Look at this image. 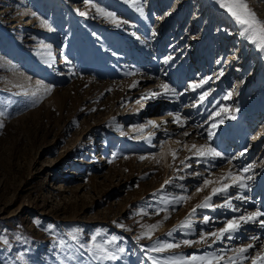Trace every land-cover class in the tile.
Wrapping results in <instances>:
<instances>
[{
  "label": "rangeland",
  "instance_id": "374dc122",
  "mask_svg": "<svg viewBox=\"0 0 264 264\" xmlns=\"http://www.w3.org/2000/svg\"><path fill=\"white\" fill-rule=\"evenodd\" d=\"M247 3L264 20V0ZM139 6L142 12L125 0H0V264H165L220 249L231 256L227 249L250 243L252 256L264 252L259 223L243 224L231 240L183 243L264 211V51L216 0ZM37 81L33 103L24 93L35 92ZM152 92L159 94L143 99ZM221 107L229 112L210 116ZM221 118L209 141L207 130ZM206 143L221 156L190 150ZM249 165L250 190L230 187L212 197L214 210L189 217L221 177ZM205 179L213 183L205 187ZM226 200L232 207L221 206ZM186 220L191 226L181 227ZM153 224L151 237L143 236ZM157 242L180 246L150 251ZM93 243L125 251L97 259Z\"/></svg>",
  "mask_w": 264,
  "mask_h": 264
},
{
  "label": "snow or ice",
  "instance_id": "6c2138e0",
  "mask_svg": "<svg viewBox=\"0 0 264 264\" xmlns=\"http://www.w3.org/2000/svg\"><path fill=\"white\" fill-rule=\"evenodd\" d=\"M85 2H88V0H85ZM131 2L133 6L136 7L137 11L142 12L143 8L139 6V0H125V3ZM220 8L224 9L228 12V14L238 23L242 26V32L241 35L245 36L248 40H250L253 44L256 45L257 48H259L261 51H264V20H261L257 17L256 13L252 11V9L248 6L247 0H216ZM97 11L102 14L103 16L110 18L113 20V22L119 23V21L116 18V14L114 12L107 11L103 8H97ZM80 15L84 16L86 13L81 12ZM35 15V13H33ZM47 25V22H44ZM126 23V21H125ZM49 30H52L49 28ZM48 49L51 48V45L46 46ZM49 56H51V52L49 51L47 53ZM171 59V57L166 58L167 60ZM65 60L67 62V58L65 57ZM219 63V61H218ZM51 66V65H49ZM223 74L222 72L220 73ZM208 79H211L209 77ZM207 80H201L199 84H193L190 85L191 88L195 89L197 87H201L204 83H206ZM43 85L42 81H37V90L35 92L24 93V95L28 96L30 95L33 98V103L38 101V92L40 90V87ZM161 88L164 89L165 93H172L175 95V90L170 89L168 84H162L160 85ZM45 92H50L51 88L48 86H44ZM159 93H149L146 94L143 99L149 98V96H156ZM208 95L207 92L203 93L200 97V100L203 101L204 98ZM231 96V93H228L224 99H228ZM238 110V109H237ZM229 109L227 107H221L219 111L210 114V116H220L221 113H228ZM5 112L0 111V116H4ZM169 115H172V113H169ZM230 118L235 119V116H231ZM181 120V117L179 114H177L174 118V122L179 123ZM223 123V118L218 120L217 122H214L211 124L210 128L207 130V138L210 141L214 135V129L217 128L218 124ZM148 124L152 127H159L155 123V121H148ZM183 126V125H181ZM3 127V124L0 123V128ZM144 126L141 125L137 129H134V131L142 132ZM185 136L189 135L188 132L184 133ZM146 139L150 140V136ZM190 150H194V155L198 158H215L220 157L221 153L216 150V148L212 147L210 143H206L203 145L197 146L196 144H193L191 146ZM244 153H241L243 155ZM146 157L141 156L140 159L143 160ZM173 159H175V154H173ZM181 163H184L183 161ZM187 166V165H186ZM252 170V165L246 166L243 169H241V172L239 175H234L233 173L229 172L226 176H223L220 178L221 187L219 188H212L211 193L208 196H205L203 201L200 204H197L195 208L192 209V212L189 213V217H191L198 208H212L214 210L215 207L212 205V197L220 194H227L230 187H238L242 190H250V185L247 183L248 181H251L253 179V176L251 175H245L246 173L250 172ZM199 175V173H197ZM227 181H230L228 183ZM167 184L168 181H165ZM210 183H213L212 181L205 179L203 181V185L206 187ZM180 187H183L182 185ZM202 188H197V191H202ZM189 197L186 196H179L178 198H174L177 200V202H183L184 200L188 199ZM237 199L241 200H247L248 198L240 195L236 197ZM225 207H232L230 200H226L224 205ZM234 211H238V209L233 208ZM158 214V213H157ZM261 217H264V211H254L245 214H241L238 217H233L231 219H228L225 221L224 226L222 228H219L215 231H211L208 233H201L199 241H192V240H184L183 243L186 245H191L192 243H206L208 240H211L212 244H215L218 241H223L224 239L231 240L234 238V234L239 231L241 226L243 224L247 223H259L261 227H264V219H260ZM168 217L165 216L164 219H167ZM211 218L209 216H204L203 222L208 223L210 222ZM159 224H153L147 226V230L142 234L143 236L151 237L152 231H154ZM188 226L190 227V223L188 220H186L184 223H182L181 227ZM171 235V233H169ZM140 237H138L139 239ZM2 239V237H0ZM252 239H257L256 237H253ZM96 240V237H92V241L94 242ZM117 240L116 236H112L111 239L108 241L109 244L115 243ZM5 243H7V240H4ZM180 245L178 243H159L157 242L156 246L150 249V251L155 252H163L167 249H173L177 248ZM209 247H211V244H209ZM255 245L250 243L247 246H243L240 248L235 249H227V251H232L233 255L226 256L225 255V249H220L218 251L213 252H206L204 255H191V256H178L174 257L170 260L165 261V264H245V261H250L251 264H264V252H257L255 256H252L250 253V250L254 249ZM92 249H95L93 251ZM90 253L94 255L97 259H111L115 260L118 258L117 253H123L125 251L124 248L118 247L114 251H109L107 247L104 246V244H95L93 243L91 248L89 249ZM153 264H157V262L154 260Z\"/></svg>",
  "mask_w": 264,
  "mask_h": 264
},
{
  "label": "bare ground",
  "instance_id": "6f19581e",
  "mask_svg": "<svg viewBox=\"0 0 264 264\" xmlns=\"http://www.w3.org/2000/svg\"><path fill=\"white\" fill-rule=\"evenodd\" d=\"M156 118H159V116H156Z\"/></svg>",
  "mask_w": 264,
  "mask_h": 264
}]
</instances>
